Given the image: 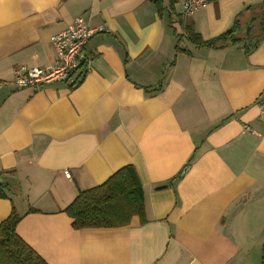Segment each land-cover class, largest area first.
Instances as JSON below:
<instances>
[{
	"label": "crops",
	"instance_id": "0c3cea01",
	"mask_svg": "<svg viewBox=\"0 0 264 264\" xmlns=\"http://www.w3.org/2000/svg\"><path fill=\"white\" fill-rule=\"evenodd\" d=\"M207 1L186 18L181 0L162 15L149 0H0V174L18 184L0 197V225L14 208L47 264H264L261 0ZM78 16L103 28L81 83L12 84L17 68L53 62L52 36ZM237 22L242 42L222 49L184 37ZM128 165L147 222L75 230L65 210L79 192Z\"/></svg>",
	"mask_w": 264,
	"mask_h": 264
},
{
	"label": "trees",
	"instance_id": "16d2710c",
	"mask_svg": "<svg viewBox=\"0 0 264 264\" xmlns=\"http://www.w3.org/2000/svg\"><path fill=\"white\" fill-rule=\"evenodd\" d=\"M162 15L163 0H149ZM178 0H170L169 9H174ZM238 22L232 29L217 37L205 40L192 25L186 26L184 37L199 48L222 49L242 40L236 39ZM264 28V22H262ZM264 36V35H263ZM254 45L252 49H256ZM178 49V48H177ZM184 52V51H183ZM246 54L250 49L245 46ZM190 55L188 52H184ZM82 81V80H81ZM81 83V82H80ZM0 197L10 200L17 193V182L0 174ZM35 209L29 212H34ZM72 219L75 230L96 228H120L128 226L133 217H139L141 224L145 216V195L135 167L125 166L114 173L105 183L81 191L74 202L65 210ZM23 216L13 208L9 217L0 225V264H47L17 233V226Z\"/></svg>",
	"mask_w": 264,
	"mask_h": 264
},
{
	"label": "built area",
	"instance_id": "2783aa9c",
	"mask_svg": "<svg viewBox=\"0 0 264 264\" xmlns=\"http://www.w3.org/2000/svg\"><path fill=\"white\" fill-rule=\"evenodd\" d=\"M182 15L190 18L198 10L208 6L207 0H181ZM103 28H93L84 16L76 17L63 31L51 38L54 60L44 67L25 66L15 70L12 81L18 89L40 88L55 83H64L76 87L90 70V58L86 47L90 39ZM258 108L264 114V98L259 100ZM245 129L249 130L247 126ZM70 178L71 173L65 172Z\"/></svg>",
	"mask_w": 264,
	"mask_h": 264
},
{
	"label": "rangeland",
	"instance_id": "374dc122",
	"mask_svg": "<svg viewBox=\"0 0 264 264\" xmlns=\"http://www.w3.org/2000/svg\"><path fill=\"white\" fill-rule=\"evenodd\" d=\"M255 9L256 10H260V12H262L263 16H264V0H261L259 6L256 5ZM263 16H262V19H263ZM259 19L260 18H257V15L252 17V21H253L252 25L255 26V28H254V30L252 28H250V27L246 28V35H248V36L251 35V37L254 34L257 35V36L259 35V34H256L257 30L259 29V26H258V23L260 22ZM250 32H252V34ZM261 33H262V35H264V29L261 30ZM258 38L259 37H255V40L258 39Z\"/></svg>",
	"mask_w": 264,
	"mask_h": 264
},
{
	"label": "water",
	"instance_id": "95a60500",
	"mask_svg": "<svg viewBox=\"0 0 264 264\" xmlns=\"http://www.w3.org/2000/svg\"><path fill=\"white\" fill-rule=\"evenodd\" d=\"M0 182H3V181L0 179Z\"/></svg>",
	"mask_w": 264,
	"mask_h": 264
}]
</instances>
